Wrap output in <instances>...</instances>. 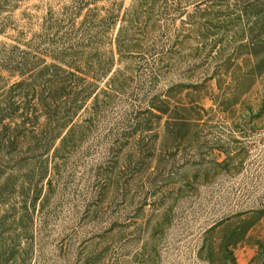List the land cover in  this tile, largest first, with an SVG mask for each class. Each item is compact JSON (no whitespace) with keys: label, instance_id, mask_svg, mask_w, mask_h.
<instances>
[{"label":"rangeland","instance_id":"1","mask_svg":"<svg viewBox=\"0 0 264 264\" xmlns=\"http://www.w3.org/2000/svg\"><path fill=\"white\" fill-rule=\"evenodd\" d=\"M0 264H264V0H0Z\"/></svg>","mask_w":264,"mask_h":264}]
</instances>
